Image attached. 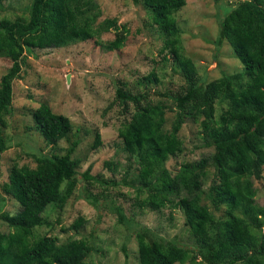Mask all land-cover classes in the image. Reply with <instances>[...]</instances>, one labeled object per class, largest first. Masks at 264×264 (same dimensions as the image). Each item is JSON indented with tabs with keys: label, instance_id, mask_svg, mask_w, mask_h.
Masks as SVG:
<instances>
[{
	"label": "trees",
	"instance_id": "obj_1",
	"mask_svg": "<svg viewBox=\"0 0 264 264\" xmlns=\"http://www.w3.org/2000/svg\"><path fill=\"white\" fill-rule=\"evenodd\" d=\"M132 2L149 12L150 21L162 35L161 60L172 61L182 83L176 92L157 93L170 102L152 100L146 90L133 93L121 85L116 87L114 101L121 110L127 112L128 105L133 106L116 136L128 164L130 158L135 162L136 194L144 193L137 204L179 207L194 240L193 247H184L151 237L145 230L136 232L138 264H264V207L254 202L251 182V178L260 177L264 165V0H236L218 20L216 41L228 43L242 70L206 81L197 77L192 60L180 49L173 13L185 1ZM99 15L95 0H30L27 21L0 25V57L10 60L0 77V153L7 148L2 130L10 110L11 82L19 76L26 52L87 40L108 30L114 32L113 48L121 47L128 30L114 18L96 22ZM157 82L153 70L136 80L137 84ZM216 103L224 104L217 114ZM165 110L174 113L167 130L163 129ZM31 118L46 144L55 145L71 130L69 119L52 112L45 103L31 112ZM185 118L197 121L203 144L212 147V152L196 162L180 163L171 175L163 163L181 152L176 133ZM100 143L95 132L90 146L96 148ZM76 144L74 138L61 154L32 153L33 167L12 165L9 169L0 189L18 203V209L0 213L8 226L6 232L0 231V264H25L31 258L37 264H90L85 258L91 247L84 238L56 243L45 234L33 237L45 206L55 203L61 207L72 192L79 162L71 156ZM207 166L212 168V178L202 189ZM88 172L86 167L81 173L88 183L116 184ZM86 198L95 204V196L88 193ZM220 206L221 216H216ZM113 210L123 222L121 208ZM81 221L78 217L70 226Z\"/></svg>",
	"mask_w": 264,
	"mask_h": 264
},
{
	"label": "rangeland",
	"instance_id": "obj_2",
	"mask_svg": "<svg viewBox=\"0 0 264 264\" xmlns=\"http://www.w3.org/2000/svg\"><path fill=\"white\" fill-rule=\"evenodd\" d=\"M184 5L173 15L179 29V45L189 57L201 80H210L221 74L241 71V63L225 40L217 43L218 20L236 0H184ZM103 18H114L128 30L119 48H113L114 32L108 30L87 40L53 48H33L26 52L19 76L11 82L10 110L5 115L2 135L7 148L0 153V184L7 180L12 165L34 166L32 153L61 154L70 141L77 138L71 156L77 159L76 183L72 192L58 207L48 203L41 213L42 222L33 230V237L41 234L54 237L56 243L69 238H84L91 250L85 260L90 264H138L134 234L145 230L154 238L167 240L184 247H193L194 240L184 222L179 207L168 204L161 208L139 206L137 182L133 180L135 162L120 149L117 128L126 122L127 112L114 101V89L122 86L130 92L146 90L148 98L170 102L157 93L179 90L182 78L171 60L162 61L158 49L162 35L150 21L149 12L132 0H95ZM30 13V0H0V25L25 22ZM10 60L0 57V77L7 71ZM153 70L159 82L136 83L141 76ZM45 103L54 113L66 116L71 130L55 145L46 144L34 126L31 112ZM223 103L215 104L217 114ZM163 129L167 130L174 118L172 110H165ZM197 121L185 118L176 135L181 152L169 156L163 163L172 175L180 163L196 162L208 156L212 147L203 144ZM101 143L91 148L94 133ZM106 162V163H105ZM131 167L126 172L127 167ZM89 167V174L115 185L99 181L86 182L81 173ZM212 178V168L206 167L201 188L206 189ZM127 181V183L123 182ZM254 202L264 207V165L260 177L251 178ZM65 182L60 184L63 191ZM95 196V204L87 194ZM119 206L123 222L117 220L113 207ZM18 203L0 189V213H14ZM222 206L215 213L221 216ZM80 217L78 226H70ZM8 230L0 218V231ZM33 238L31 237V240ZM25 264H37L34 258Z\"/></svg>",
	"mask_w": 264,
	"mask_h": 264
}]
</instances>
